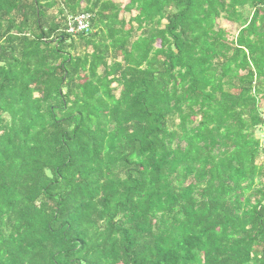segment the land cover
Instances as JSON below:
<instances>
[{
	"label": "trees",
	"instance_id": "obj_1",
	"mask_svg": "<svg viewBox=\"0 0 264 264\" xmlns=\"http://www.w3.org/2000/svg\"><path fill=\"white\" fill-rule=\"evenodd\" d=\"M125 1L0 0V264H264V0Z\"/></svg>",
	"mask_w": 264,
	"mask_h": 264
},
{
	"label": "built area",
	"instance_id": "obj_2",
	"mask_svg": "<svg viewBox=\"0 0 264 264\" xmlns=\"http://www.w3.org/2000/svg\"><path fill=\"white\" fill-rule=\"evenodd\" d=\"M91 15L89 13H79L77 15H69L66 23V32L72 35L91 31ZM264 142V137H263Z\"/></svg>",
	"mask_w": 264,
	"mask_h": 264
},
{
	"label": "rangeland",
	"instance_id": "obj_3",
	"mask_svg": "<svg viewBox=\"0 0 264 264\" xmlns=\"http://www.w3.org/2000/svg\"><path fill=\"white\" fill-rule=\"evenodd\" d=\"M135 13H136V11H132V13L130 15H134ZM126 15H127V18H129V15L128 14H126ZM220 22H221V26L224 27L226 30H228L231 34H235L236 33L237 28H238L237 25H235V24H233V23H231V22H229L227 20H224V19H220ZM257 134L261 135L262 137H264L263 131H259Z\"/></svg>",
	"mask_w": 264,
	"mask_h": 264
},
{
	"label": "crops",
	"instance_id": "obj_4",
	"mask_svg": "<svg viewBox=\"0 0 264 264\" xmlns=\"http://www.w3.org/2000/svg\"><path fill=\"white\" fill-rule=\"evenodd\" d=\"M122 1L124 2L125 0H122ZM125 2H126V1H125ZM125 2H124V3H125ZM124 15L127 17V15H126V14H124ZM67 18H68V16H67Z\"/></svg>",
	"mask_w": 264,
	"mask_h": 264
}]
</instances>
